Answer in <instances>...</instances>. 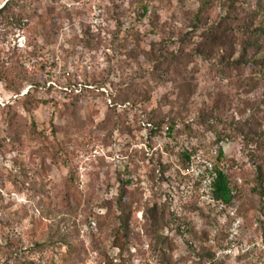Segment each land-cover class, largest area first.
Returning a JSON list of instances; mask_svg holds the SVG:
<instances>
[{"label":"rangeland","instance_id":"obj_1","mask_svg":"<svg viewBox=\"0 0 264 264\" xmlns=\"http://www.w3.org/2000/svg\"><path fill=\"white\" fill-rule=\"evenodd\" d=\"M142 1L0 0V264H264V0Z\"/></svg>","mask_w":264,"mask_h":264},{"label":"trees","instance_id":"obj_2","mask_svg":"<svg viewBox=\"0 0 264 264\" xmlns=\"http://www.w3.org/2000/svg\"><path fill=\"white\" fill-rule=\"evenodd\" d=\"M149 3L150 1H146V2H141L139 3V7L137 8L138 13L140 14V16L145 17L148 14L149 11ZM231 6H228V9L231 10L227 13V17H230L234 12H235V2L234 0H232L230 2ZM8 2L2 7L0 8V13L3 12L7 7H8ZM262 29V28H260ZM209 30V31H208ZM206 29L204 36L206 39H209L210 42L214 45H217L219 49H221L222 52V56L220 57L221 59L225 60V59H229L230 54L228 53V48L224 51V44H226V42L230 39L233 40V32L232 29H226L223 28L221 23H218L217 26H212L209 29ZM255 34L248 33L247 36V40L244 42L240 55L236 58H233L232 56V62L229 63L230 65H242L244 63V59L247 58L248 56V51L250 49H254V48H258L260 47V45L251 39H255V40H259L261 34L259 32H263V30H254L253 31ZM187 35L184 34L181 36L180 38V43L182 44V49L179 51V54L177 55L178 57H184L185 55H190V56H204L206 55V53L208 51L206 50H202L201 48H197L194 49L192 48L191 50H188L186 52V46L187 45V37L185 36ZM204 39V38H203ZM201 44V43H200ZM230 45H232L233 49L236 48L235 42H231ZM161 53L164 51L162 48H160ZM235 54V52H234ZM233 54V55H234ZM176 58V59H177ZM229 61V60H227ZM159 127H162V122L159 123L158 125ZM176 129V122L174 121V119L170 118L169 120V126H168V131L169 133H172L174 130ZM190 154L186 156L187 160L190 159ZM224 158V150L222 148H219L218 150V154L216 155V163L213 166L211 172L213 176V180L211 182V193L212 196L215 200L218 201H222L224 204H231L233 201V194H232V185H231V181H230V177L229 175L225 172V170L223 168L219 167V164L221 163V161ZM257 168V174L259 177H262V165L258 164L256 166ZM117 238V236L115 237Z\"/></svg>","mask_w":264,"mask_h":264},{"label":"built area","instance_id":"obj_3","mask_svg":"<svg viewBox=\"0 0 264 264\" xmlns=\"http://www.w3.org/2000/svg\"><path fill=\"white\" fill-rule=\"evenodd\" d=\"M211 170H212V166H211ZM210 173H211L210 188H211V182L213 180V176L212 175H214V174H212V172H210Z\"/></svg>","mask_w":264,"mask_h":264}]
</instances>
